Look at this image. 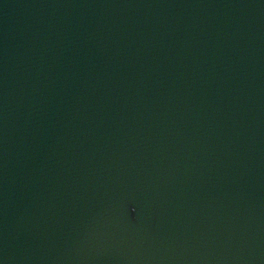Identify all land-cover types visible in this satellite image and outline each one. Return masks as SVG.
<instances>
[{
    "label": "water",
    "instance_id": "obj_1",
    "mask_svg": "<svg viewBox=\"0 0 264 264\" xmlns=\"http://www.w3.org/2000/svg\"><path fill=\"white\" fill-rule=\"evenodd\" d=\"M0 264H264V0H0Z\"/></svg>",
    "mask_w": 264,
    "mask_h": 264
}]
</instances>
